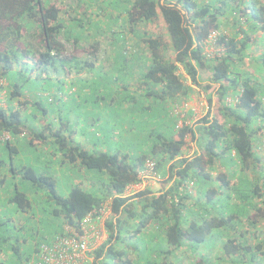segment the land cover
Segmentation results:
<instances>
[{
    "label": "trees",
    "instance_id": "trees-1",
    "mask_svg": "<svg viewBox=\"0 0 264 264\" xmlns=\"http://www.w3.org/2000/svg\"><path fill=\"white\" fill-rule=\"evenodd\" d=\"M67 1L68 11L59 0H0V209L22 222L18 233L11 218L0 222V264H30L55 237L81 235L103 206L107 239L92 264H264V0ZM104 34L119 64L102 73ZM66 44L84 45V57ZM85 71L90 80L64 79ZM193 88L208 108L190 124L176 109ZM94 91L98 102L121 96L113 110L140 128L132 146L112 148L118 131L94 123L84 143L73 138L58 94L81 104ZM151 168L163 188L126 193ZM27 221L35 227L24 230Z\"/></svg>",
    "mask_w": 264,
    "mask_h": 264
},
{
    "label": "rangeland",
    "instance_id": "rangeland-1",
    "mask_svg": "<svg viewBox=\"0 0 264 264\" xmlns=\"http://www.w3.org/2000/svg\"><path fill=\"white\" fill-rule=\"evenodd\" d=\"M59 2L61 4V8L63 10H65V4L68 3L67 0H59ZM68 11V9H66ZM150 31L156 33L157 31H160L162 29V24L160 23H156L153 24L152 26H150ZM119 36V32L117 30H115V36ZM96 39L101 43V54L99 56V61L100 63H95V67H98V65H101L100 67L102 68L101 72L105 73L106 71L109 70H113L114 67H118L119 61L115 62V52L116 50L113 49V47L109 46L108 44V39L109 37L106 38V35H100L97 36ZM84 46V45H83ZM83 46H80V48H77L76 51H74V48L71 47V45H67L65 47L66 50V54H75L77 57L79 58H83L85 55L84 53H82V48ZM136 49V47L133 45L132 42H127L124 49H123V53H125V55L127 56V58L129 57L130 54H132V52H134ZM88 57V56H87ZM133 71V75L131 76H127V79L129 81V83H131V85L128 87L129 90H133L134 87H137L138 82L136 80V77H138L137 75V71L138 68L137 66L134 67L133 69H131ZM179 72H182V70H180ZM54 75L51 74V77H53ZM92 73L89 71H85L84 73H76L74 74V72H71L69 75H66V77L64 78L65 80H90L92 78ZM126 76V75H125ZM208 76V73H206V71H202V79H205ZM183 77L187 80L186 82L189 84V80L186 78L185 75H183ZM115 79V77H113ZM115 84V83H114ZM95 85V84H94ZM74 86V85H73ZM119 87H116V85L113 86L114 91L118 90L120 91V89L122 88V84L118 85ZM76 88V85L74 86ZM90 84L89 82H86V87L85 88H79V91L77 92V95L80 96H84L85 93V89L89 88ZM100 91H102V87L105 89V86L103 84H99V86H96ZM74 88H72L70 90V92L73 91ZM122 90V89H121ZM5 91L2 90L0 91V106L1 107H6V103L3 101V93ZM69 92V91H68ZM92 92L88 97H86V99H84V101L81 104L76 103L75 100L70 101L69 96L62 94H58L61 99L63 101H65V105L60 107V111H57V114L63 115L62 117H67L70 122L71 125L74 126V133L75 136H73V138L77 141H81V144L84 143V139L85 137L80 135L81 130L90 128L93 123L96 124V128L95 125L94 127H92V129L94 128V132L95 130H100V129H106L109 128L110 131H118L116 137H114L115 139H117L118 142H114V141H108V143L110 145H112V148L116 147V146H122V145H127V146H132V142L134 139V135H137V132H139L140 128H139V124H135V125H129L128 123L124 122V116L123 114H117L118 112L116 110H113V108H117L119 106V98L121 96H115V102L114 103H109V101H107V99H109V97H104V99H106L105 101H96L98 99H96L99 96V91ZM109 94V91H108ZM113 95H115V93H113ZM77 101H79V99H76ZM69 102V103H68ZM67 103V104H66ZM17 104V103H15ZM207 108H208V104L206 102V100L204 99V94L202 92H200L198 89L193 88V92L190 94L189 98L187 100H184V103L182 104L181 108L176 109V112L179 113L181 112L183 114V116L185 115V117H183L188 123H193L197 120H199L201 117H203L206 112H207ZM56 109V107H55ZM54 109V110H55ZM115 112V114H114ZM76 114V115H75ZM56 114H54L55 117ZM74 116V117H72ZM75 117H78L77 120L75 121ZM97 118V119H96ZM147 118H149L148 116L145 117V120H147ZM98 122H96V120ZM178 125H180V121L178 122ZM128 127L132 128L131 129V134L129 136H126L123 138V134L120 133L124 128L126 129L125 133H128ZM85 130V131H86ZM88 136L90 137V139L94 138V132L88 131ZM85 133V132H84ZM26 137V136H25ZM124 139L127 141V143H125V141L120 139ZM95 139V138H94ZM101 143H102V139ZM105 143H107V139L106 141H104ZM103 142V143H104ZM42 152H46L50 153L49 155H52L50 150L47 149H43V148H38V154L40 158H45L46 155H44ZM192 153V150L189 151V154ZM260 153L264 154V149L260 150ZM56 159H59V157L55 156ZM152 171V170H151ZM150 169L147 171V176L146 178L143 177V181L140 185L137 186H133L132 189L127 190L126 193L128 194H132L135 193L139 190H142L144 187H148L149 189L156 191V190H160L163 188V184L165 183L164 181H160L159 178L152 176H148L149 173L151 172ZM52 173H54L53 171H51ZM62 173H64V170H61ZM60 175V172L57 174V176L55 175V177L57 178ZM153 179H152V178ZM61 180V179H60ZM85 186V185H84ZM59 190V189H58ZM64 191V190H63ZM60 192V190H59ZM65 193V192H64ZM62 193V194H64ZM2 201H4L2 199ZM5 208L0 209V222L3 220H7L8 218H11V214L10 210L14 209V207H6L5 206V202L1 203ZM38 214V213H37ZM3 215H7L6 219H3ZM3 216V217H2ZM13 218H11V224H10V228L8 229L10 231V233H18V231L22 228L21 227V218L17 221L18 216H12ZM16 221V223H15ZM9 222V221H8ZM35 225L34 223L27 221L25 222L24 225V230L28 229V228H34ZM2 229V228H0ZM13 241V240H12ZM206 246H211V244H206ZM34 255V253L32 254ZM9 264H13L12 261ZM31 264V263H30Z\"/></svg>",
    "mask_w": 264,
    "mask_h": 264
},
{
    "label": "built area",
    "instance_id": "built-area-1",
    "mask_svg": "<svg viewBox=\"0 0 264 264\" xmlns=\"http://www.w3.org/2000/svg\"><path fill=\"white\" fill-rule=\"evenodd\" d=\"M214 40V36L210 37L209 44L211 45ZM213 51L217 50L209 46L206 47L205 53L207 57H214L215 53ZM146 174L147 173L144 174V178H146ZM148 176H151V173H149ZM109 215L110 210L106 206L93 212L81 223L83 229L81 235L70 230L71 236L55 237L52 244L43 247L40 253H37V255L32 258V262L30 263L92 264L93 258L91 253L107 239L105 221L109 218Z\"/></svg>",
    "mask_w": 264,
    "mask_h": 264
},
{
    "label": "crops",
    "instance_id": "crops-1",
    "mask_svg": "<svg viewBox=\"0 0 264 264\" xmlns=\"http://www.w3.org/2000/svg\"><path fill=\"white\" fill-rule=\"evenodd\" d=\"M144 177H145V175H144Z\"/></svg>",
    "mask_w": 264,
    "mask_h": 264
}]
</instances>
